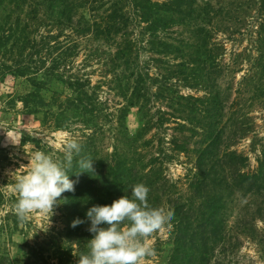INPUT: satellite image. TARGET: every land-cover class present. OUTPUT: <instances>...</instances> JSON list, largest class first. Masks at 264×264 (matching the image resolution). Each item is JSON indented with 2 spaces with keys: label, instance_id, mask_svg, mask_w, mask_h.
<instances>
[{
  "label": "rangeland",
  "instance_id": "374dc122",
  "mask_svg": "<svg viewBox=\"0 0 264 264\" xmlns=\"http://www.w3.org/2000/svg\"><path fill=\"white\" fill-rule=\"evenodd\" d=\"M150 1L156 4L152 20L143 17L135 0H88L77 14L83 20H52L43 8L36 12L29 3L22 5L16 0H6L0 6V251L12 258L10 264H78L80 255L88 250L84 244L91 235L89 223L78 231L70 229L72 209L64 193L65 201L52 215L34 210L25 221L15 215V184L27 174L34 153L43 151L60 160L68 138L81 144L69 178L78 174L76 160L89 154V149L93 164H101L93 175H101L104 162L111 159L117 146L119 153L135 151L134 158L163 159L157 168L160 172L155 170L154 175L175 183L176 196L185 198L193 192L190 185L196 179L198 150L217 131L223 136L220 152L236 153H232V170L260 173L264 164V20L258 17L259 0H195L199 6L211 3L214 8L211 19H205L207 33L201 37L196 36V26L203 24L202 20L189 21L188 8L180 0ZM203 40L208 41L206 45L197 48ZM126 43L133 51V66L140 68L149 82L147 108L154 121H163L132 147L123 132L137 135L139 116L138 107H129L126 97L133 83L128 74L131 70L121 57ZM18 69L29 75L17 74ZM47 70L56 75L54 88L41 90L50 106L31 103L26 108L22 97L31 89L30 71H37L41 79L40 74ZM65 80L84 84L92 95L98 107L94 123L58 119L61 107L51 105L53 98L65 106L66 98L74 96ZM216 94L218 103L210 117L202 110ZM125 107L128 111L123 112ZM123 113L127 115L124 120ZM212 118L218 123L210 134L205 125ZM144 140H151L150 144L142 146ZM179 146H185L186 151ZM122 187L123 183L116 188L117 195L131 191ZM246 188L237 187L227 199L228 227L234 225L238 212H248L252 194ZM261 195L264 198V191ZM168 198L163 196L158 208L172 212ZM260 212L252 225L255 233L238 235L233 261L219 254L213 263L264 264V202ZM172 224L148 238L154 254L140 264H170L175 240Z\"/></svg>",
  "mask_w": 264,
  "mask_h": 264
},
{
  "label": "trees",
  "instance_id": "16d2710c",
  "mask_svg": "<svg viewBox=\"0 0 264 264\" xmlns=\"http://www.w3.org/2000/svg\"><path fill=\"white\" fill-rule=\"evenodd\" d=\"M5 1L0 0V6ZM86 2L88 0H16V3H21L22 5L29 3L36 12L43 8L44 12L46 11V14L52 20H83L77 14L80 15V9L85 8ZM180 2L181 5L185 4L188 8L187 19L189 21L202 20L203 24H197L196 26L198 30L196 36H205L203 35L204 31L207 33V30H205V19H211L209 14L214 9L212 4L207 3L206 7H202L195 0H180ZM135 5L141 7L140 9L143 11L142 15L146 20H152V7L156 6V4H153L150 0H135ZM172 11L178 10L172 9ZM259 12L261 16L258 17L264 20V0H259ZM114 25L111 24L110 27L112 28ZM108 32H111L110 29H108ZM203 42L197 48L206 45L208 41L203 40ZM126 44L127 46L121 51V57L127 66L126 69L131 70L128 74L133 79L132 85L126 91V97L129 107H138L137 114L139 116V124L136 130L137 135L130 137L127 131L123 132L124 140L127 141L128 146L132 147L143 138L144 134L147 135L153 127H156L155 125L160 124V122L163 123V121H154L150 109L148 110L147 108L149 98L145 91L149 86V82L146 81V77L144 78L142 70L133 66V51L130 48V44ZM16 71L20 75L27 73L26 70L22 69ZM47 71V73L43 72L40 74L41 79H39L38 73H35L37 71H30L33 73V76H30L29 79L31 89L22 97L26 108L31 103L39 107L50 106V104L45 102L41 90L53 89L54 86L52 85L54 84V77L56 75L53 71ZM65 82L73 91L74 96L66 98L65 104L67 103V105L65 106H62L64 103H57V100L53 98L54 102H51V105H59L61 107V111L56 115L58 119H82L81 121L86 124L94 123L98 107L92 95L84 88V84L77 85L79 83H73V80H65ZM129 90L130 92L128 93ZM54 92H57V90L55 89ZM217 95H214L205 106V109L202 110L204 113H209L210 117H214L210 113V110L217 106L219 98ZM180 98L185 99L184 96H180ZM126 111H128L127 107L124 108L123 112ZM89 115L90 117H88ZM126 116V113H123L121 119L124 120ZM58 119L55 121H58L57 125L60 126ZM209 120L205 127H208L206 131L212 134L216 130L218 119L212 118ZM222 138V133L217 131L216 136L214 138L210 136V140L205 144V147H201L198 150L196 179L190 185L191 190L193 188V192L185 195V198L183 195L176 196L175 189H177V186L175 183L168 184L164 176L154 175L155 170L156 173L160 172L157 168H159L158 164L163 159L159 156H151L147 159L144 157L140 159L134 158L133 154L136 153L135 151L119 153V148L115 146V152L110 155L112 156L111 159L104 162L103 172L100 171L101 175H93V172L89 174L78 173L70 178L74 180L78 179V183L75 184L74 191L64 193L66 201L72 209L68 220L70 218L72 221L76 218L84 220V223L75 227L77 231L83 229L89 223L85 216L89 207L93 204H110L114 199L122 195H130L131 191L125 193L123 192L124 189L131 190V186L143 183L150 189L148 194L150 206L158 208L162 197H169L167 200L172 207V213H174L172 219L174 229L172 232L175 235L173 248L170 253V264H220L219 261L212 262L219 254L223 256V259L233 261L234 256L238 253V235L242 233L253 235L256 231V229L253 230L252 225L263 209L264 198L261 192L264 191V164L260 162V173H240L236 170V167L232 170L231 165L234 162L232 153H236L232 151L230 155L229 151L220 152L219 144ZM150 141L144 140L142 146H148ZM179 147H182L181 149L178 148L181 151H186L185 146ZM87 152L89 154L83 156V158H89L90 154H92L90 149ZM159 153L161 154V151ZM262 156L264 157L263 152ZM236 159L240 160L238 157ZM98 165L101 164H93L94 172ZM149 180L152 183H149ZM122 183L123 193L121 192V195H117L118 191H116V188L122 185ZM245 185L248 186L246 188L248 193L252 194L248 197V212H238L234 225L228 227L227 222L229 218L226 206L229 200L227 199L234 194V190L237 187H245ZM226 191H229L227 192L228 194H226ZM125 224L128 225L127 222H124L122 226ZM70 229L74 231L71 224ZM91 236L92 234L89 238L85 239L89 240ZM86 243L84 246L88 245V242ZM80 247L82 246L80 245ZM217 250L218 254H216ZM86 253L84 251L81 255ZM11 261L12 258L8 254H1L0 251V264H10Z\"/></svg>",
  "mask_w": 264,
  "mask_h": 264
},
{
  "label": "clouds",
  "instance_id": "9594fccd",
  "mask_svg": "<svg viewBox=\"0 0 264 264\" xmlns=\"http://www.w3.org/2000/svg\"><path fill=\"white\" fill-rule=\"evenodd\" d=\"M81 152L78 140L68 138L62 148V159H53L48 153L37 151L26 175L20 177L15 190L18 200L15 215L20 221L28 219L34 210L53 214V209L65 201V192L75 190L78 179H70L74 158ZM81 172H94L93 159L76 160ZM150 189L143 183L131 186L130 195H122L110 204H93L85 213L92 234L88 251L79 257L78 264H140L154 249L148 238L170 226L174 213L150 206ZM124 222L127 228H122ZM84 223L76 218L72 227Z\"/></svg>",
  "mask_w": 264,
  "mask_h": 264
}]
</instances>
